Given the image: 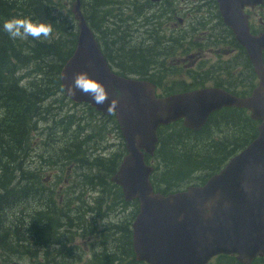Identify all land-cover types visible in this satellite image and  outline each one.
I'll return each instance as SVG.
<instances>
[{
  "label": "water",
  "instance_id": "95a60500",
  "mask_svg": "<svg viewBox=\"0 0 264 264\" xmlns=\"http://www.w3.org/2000/svg\"><path fill=\"white\" fill-rule=\"evenodd\" d=\"M215 1L223 23L244 48L257 77L256 86L245 97L216 87L158 97L153 83L120 76L110 68L81 12L80 0L71 3L77 34L60 72L61 84L74 103L114 115L126 153L110 181L120 187L125 202L138 203L131 224L137 262L207 264L217 255H235L240 263L250 264L264 256V33H250L245 13L246 8L264 1ZM78 72L106 85L110 94L106 104L98 105L80 92L68 93L66 86ZM112 99L119 100L114 114L107 111ZM223 108L247 110L259 122L257 136L202 185L170 194L155 192L150 181L153 167L145 155H154L158 128L181 121L185 128L199 131L211 114Z\"/></svg>",
  "mask_w": 264,
  "mask_h": 264
},
{
  "label": "rangeland",
  "instance_id": "374dc122",
  "mask_svg": "<svg viewBox=\"0 0 264 264\" xmlns=\"http://www.w3.org/2000/svg\"><path fill=\"white\" fill-rule=\"evenodd\" d=\"M72 1L56 0V15L68 16ZM135 1L137 0H105L99 13H95L97 9L90 12L93 16L92 22L98 25L103 20L97 36H102L100 31L105 32L108 39L106 42L114 41L116 49L123 45L124 48L133 46L143 48L142 46L151 44L154 47L152 54L161 50L163 56L155 61L156 67L152 69L159 82L157 87L159 94L218 86L234 88L235 91L241 92L249 91L245 81L247 72L239 77V65H242L244 60L240 57L241 52L234 45L218 41L221 31L216 29V11L214 8L202 6L205 5L206 0L202 2L168 0L163 3L165 4L163 8L153 10H148L150 7L145 5L148 0H138L144 7L143 14L140 13L138 16L133 5ZM81 2L89 10L95 6L94 0H81ZM249 14L252 26L260 29L264 24V5L249 11ZM70 18L73 28L68 29L67 32L76 33V23L73 17ZM179 19L182 22H179ZM148 33L155 41L148 39ZM119 37L122 41H119ZM229 40L231 41L230 37ZM105 48L108 53L114 52V47L112 50L107 49V46ZM166 48L169 50H165ZM129 64L126 62V65ZM232 64L235 68L229 70V75L226 70H220L222 65L229 68ZM136 65L139 66L140 63ZM111 68L117 74H124L116 64ZM21 75L25 77L23 85L41 83L39 77L36 79L31 71H23ZM125 76L135 77L128 74ZM229 76L233 78L234 85H231ZM255 83L256 81L253 82L254 85ZM1 114L0 111V116ZM68 117L74 122L66 129L65 123L69 121ZM39 118L36 123L38 130L32 131L30 146L22 153L16 164L21 167L15 177L16 184L17 181L25 178L23 184L29 187L30 192H37L35 195L38 201L47 203L48 212L55 214L47 202V198H52L61 209L65 207L72 213H78L82 218L79 221L81 225H90L91 230L88 234L74 233L71 243H78V250L74 255L76 262L72 260L74 264H88L93 254L100 253V249L103 248L108 249L107 252L113 251L117 259L121 253L125 257L121 264H132L129 254L125 255L122 250L126 252L123 247V242L127 243L128 240L125 228L134 203H128L123 210L122 205L119 207L115 201L111 203L104 198L107 202L102 203L99 200L101 197L99 191L102 190L98 186L100 180L92 181V176L97 173L94 169V163H97L95 160L112 158L123 149V139L121 135H117L115 120L113 117L98 115L85 104H74L63 93L47 98L43 102ZM215 136L214 133L212 137ZM72 144L73 148L81 152L77 154L76 160H66L63 151L67 148L72 151ZM149 162L154 166L156 161L151 159ZM56 163L59 164L54 165ZM63 164V168L59 167ZM48 186L52 187L50 189L54 191L55 196L52 193L42 192L44 189L50 190L46 188ZM38 204L40 202L25 200L19 207L5 209L0 216V238L2 236L5 238L12 224L18 225L22 222V226H18L20 233L24 238L32 241L33 236L28 227L33 222L31 213L42 207L37 206ZM13 238L10 236V239ZM43 246L33 245L32 249L40 253ZM13 248L12 246L11 250ZM5 249L6 247L0 244V264L13 262L10 261L13 258L11 250ZM13 259L24 264H39L42 257H27L19 254ZM91 264H99L96 256L92 258ZM114 264H118V261L115 260ZM209 264H238V262L233 257H218Z\"/></svg>",
  "mask_w": 264,
  "mask_h": 264
},
{
  "label": "trees",
  "instance_id": "16d2710c",
  "mask_svg": "<svg viewBox=\"0 0 264 264\" xmlns=\"http://www.w3.org/2000/svg\"><path fill=\"white\" fill-rule=\"evenodd\" d=\"M94 1L95 6L90 10L81 0L80 7L110 66L113 67L116 64L124 72V74H118L120 76L134 75L153 82L159 87V82L152 73V69L156 67L155 59L162 56L161 50L152 54L151 44L143 46L141 49L136 46L124 48V45L116 49L114 41L106 42L108 39L105 32L100 31L102 36H97L103 20L98 25L95 24L92 22L93 16L90 12L97 9L95 13H99L105 0ZM55 12L56 0H0V111L2 113L0 116V216L5 209L19 207L25 200L40 202L37 206H42L39 210L36 209L31 213L33 222L28 228L33 236L32 241L24 238L20 233L18 226H22V222L18 225L12 224L7 230L5 238L3 236L0 238V244L5 246L7 251H10L12 246L14 247L10 251L14 254L17 251L24 253L28 248L31 253H38V250H33L28 245L35 242L34 245L43 246L46 236L50 238L49 235L52 234L53 230L50 227L57 228L58 223L56 208L59 206L56 201L46 197L50 208L55 210V214L49 212L51 219L44 220L48 216L46 213L47 203L37 200L35 195L37 192H30L29 187L23 184L25 178L17 181V184L15 182V177L19 174L17 172L21 169L16 164L22 153L30 146L31 130L37 128L36 123L40 120L39 113L43 102L57 94H65L60 80V72L74 49L76 33L74 31L67 32L68 29L73 28L70 18L73 17L71 7L68 16L65 17L56 15ZM13 17H28L36 22L51 23L53 35L49 40L37 41L29 38L26 41H14L2 29L4 21ZM73 21L75 22L74 18ZM120 37L119 41H122ZM148 39L153 40L151 36ZM106 46L111 50L114 47V52L117 54L108 53ZM121 55H124V60ZM243 59L242 65L247 72L245 76L246 88L251 89L254 86L255 75L248 60L244 57ZM126 62L130 64L126 65ZM136 63H140V65L137 66ZM23 71H31L35 74L36 79L39 77L41 83L33 82L30 86L23 85L25 78L21 75ZM220 88L237 96H246L250 92L235 91V89L230 91L231 89L225 86ZM185 91L188 90L179 92ZM168 94L171 93L166 92L163 95ZM90 109L92 110V108ZM98 115L101 114L98 113ZM68 118L69 121L65 123L66 129L74 122L70 119L71 117ZM257 125L258 122L251 120L245 109L225 108L213 113L205 127L199 132L185 129L181 122L159 128L158 145L153 158L156 162L150 178L154 190L169 194L180 191L189 185L204 183L210 175L218 172L233 155L255 138ZM115 129L117 135H120L117 125ZM214 133L216 136L212 137ZM71 148H73V144ZM63 152L69 160L72 155L77 156L81 151L75 148L69 151L67 148ZM123 155L124 148L112 158H97L95 160L97 163H94L97 173L95 172L92 176V181L100 180L97 181L98 186L102 189L101 192L99 191L101 196L99 200L102 203H106V199L111 203L115 201L117 205H122V210L128 206V203L123 201L120 189L109 179L116 171ZM42 192L45 194L46 190L44 189ZM52 194L54 195V193ZM130 203H134V206H132V212L128 218L127 228H125L128 240L127 243L123 242V247L126 250L125 255L128 253V257L132 260L134 255L131 251L130 224L137 213L138 206L136 201ZM84 229L80 224V230ZM55 230L57 231V229ZM10 236L14 238L10 239ZM107 253L98 257L99 264L109 263V258H112V262L116 260ZM132 264L143 263L133 261Z\"/></svg>",
  "mask_w": 264,
  "mask_h": 264
},
{
  "label": "flooded vegetation",
  "instance_id": "af4514ba",
  "mask_svg": "<svg viewBox=\"0 0 264 264\" xmlns=\"http://www.w3.org/2000/svg\"><path fill=\"white\" fill-rule=\"evenodd\" d=\"M200 1L202 2L203 0H200ZM166 2H168V0H161V1H157V2H154L152 0H148V3H146L145 5L150 7V8H148V10L161 9V8H163L165 6V4H163V3H166ZM133 5L135 7L134 9L136 10L135 13H137L136 16H138L140 13H141L140 15H142L143 12H144L143 4H141V2L137 0V1L134 2ZM200 5H201V3H200ZM202 6L203 7L214 8L215 11H216V15H215V19L217 20L216 29H219L221 31L218 41L225 42L227 44H230L231 46L234 45L236 48L241 50L240 52H241L242 58L244 57L245 59H247L246 56H245V51L235 41L232 31L230 30V28L228 26H226L223 23L222 18L220 16V14L218 13L216 1L215 0H206L205 5H202ZM258 7H260V6H258ZM255 8H257V7L246 8L245 9V13L248 15L249 31H250V33L252 35H258V34L264 33V24L263 23H262L263 24V26H262L263 28L261 27L260 29H256V27L252 26V24H251V17H250L249 11H252ZM179 22H182L181 19H179ZM149 36H151V35H149V33H148V38H149ZM229 37L231 38L232 42L229 40ZM224 38H225V41H223ZM153 48L154 47L152 46L151 52L154 51ZM140 49H141V47H140ZM165 50H169V49L166 48ZM158 59H159V57L156 58L155 61H157ZM262 61H263V65H264V50L262 51ZM239 67H240L239 77L240 76L242 77L243 74L246 72V68L243 65H241V64L239 65ZM234 68H235L234 64H232L229 68H227L226 66L222 65V68H220V70H224V71L226 70V73L229 75V70L230 69L233 70ZM250 71H251V68H250ZM229 79L231 80V82L233 81L232 80L233 78H231L230 76H229ZM255 81H256V76H255ZM234 84H235L234 82L231 83V85H234ZM255 85H256V83H255ZM253 87L251 89H249V91H251L253 89ZM230 91H234V88L231 89ZM33 130L34 129L31 130V133H32ZM36 130H38V127L36 128ZM65 155H64V157H66ZM76 159H77V156L72 155V158H70L69 160L73 161V160H76ZM66 160H68V159L66 158ZM54 162H57V161L54 160ZM58 164L59 163H56L54 165H58ZM74 164L76 165V163H74ZM63 166H64V164L62 166H59V167L63 168ZM47 184H50V183H47ZM46 188H48V189L51 188L52 189V187H49V186L46 187ZM51 189L50 190L45 189L46 193H49V194L54 193V191L51 190ZM118 206L120 207V205H118ZM56 209H57V217H58L57 228L54 227V226H51V227L49 226L50 229H52L53 231H52V234L49 235L50 238H48L46 236V239L43 242L45 244V246H43V248L41 250L42 252H40V253H31L30 249L28 248L24 252L25 254H21L18 251L15 254H14V252H12L13 258H17L18 255L20 254V256L27 255V257H29V256H33V257L39 256L40 258L42 257V260H41V262L39 264H74L72 262V260H75V262H76V258L74 257V255H75L76 251L78 250L77 249L78 243H74V244L71 243L72 240H73L74 233H80L81 232V235H86L91 230L90 229V225H81L85 229L84 230H80V224H82V223L79 222V221H81L80 220L81 217L78 215V213H72L71 211L67 210L65 207L62 208V209H61V207H58ZM46 213L48 214V216H46L44 220L51 219L49 217V212H48L47 209H46ZM55 229H57V231ZM34 244H35V242L29 244L28 246L31 248ZM100 251H101L100 253H94L93 257L94 256H96L97 258L100 257L102 254H105L108 251V249L103 248V249H100ZM122 251L125 254L124 250H122ZM131 251H132V248H131ZM107 254L108 255H112L113 258L116 259V261H118V264H121L122 259H125V257L122 256L121 253H119L118 259L115 258L113 251L109 250V252ZM218 257L219 258L233 257L238 262V264H243V263H240L236 259V256H233V255H230V256H228V255L215 256L207 264H209L213 259H216ZM13 258L10 261L15 262ZM92 258L89 260L88 264H91ZM133 261L136 262L134 257L132 259V262ZM13 262L8 263V264H12ZM21 264H24V263H21ZM102 264H114V261L112 262V258H109V263L104 262ZM250 264H264V256H257Z\"/></svg>",
  "mask_w": 264,
  "mask_h": 264
},
{
  "label": "clouds",
  "instance_id": "9594fccd",
  "mask_svg": "<svg viewBox=\"0 0 264 264\" xmlns=\"http://www.w3.org/2000/svg\"><path fill=\"white\" fill-rule=\"evenodd\" d=\"M2 29L12 40L26 41L29 38L33 40H49L53 35L51 23L36 22L28 17H13L5 20ZM67 87L71 96L78 92L88 95L98 105H104L109 100V91L102 82L92 79L86 72H78L72 76V83ZM119 106L118 99H112L107 111L114 114Z\"/></svg>",
  "mask_w": 264,
  "mask_h": 264
}]
</instances>
